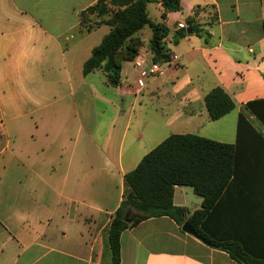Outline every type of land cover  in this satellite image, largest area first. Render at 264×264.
Here are the masks:
<instances>
[{"label": "crops", "instance_id": "0c3cea01", "mask_svg": "<svg viewBox=\"0 0 264 264\" xmlns=\"http://www.w3.org/2000/svg\"><path fill=\"white\" fill-rule=\"evenodd\" d=\"M97 1L0 0V264H110L125 174L174 133L236 145L235 182L206 227L264 261V125L245 109L264 99V0H180L165 14L152 0L161 19L147 4L149 16L167 25L165 45L179 58L143 88L133 59L115 87L100 72L84 75L111 28L97 45L69 47L73 33L105 25L82 31L80 13ZM189 20L200 34L178 27ZM141 31L139 53L152 59V33L145 47ZM217 86L235 107L212 120L205 96ZM242 111L262 137L238 135ZM202 202L175 186L186 221ZM182 226L164 215L124 230L120 264H239Z\"/></svg>", "mask_w": 264, "mask_h": 264}, {"label": "trees", "instance_id": "16d2710c", "mask_svg": "<svg viewBox=\"0 0 264 264\" xmlns=\"http://www.w3.org/2000/svg\"><path fill=\"white\" fill-rule=\"evenodd\" d=\"M152 0H98L80 13V25L89 32L100 25L111 30L101 43L95 46L83 66L84 75L100 72L107 83L118 86L121 82L122 63L134 59L142 45L138 36L145 26L152 29L150 49L153 61H166L170 57L164 39L170 30L163 22L153 21L147 4ZM164 14L178 11L180 0H162ZM95 14L94 23L90 15ZM188 30L200 34L201 30L192 20ZM182 37L184 32H180ZM210 119L217 120L235 107L232 97L220 86L205 96ZM245 109L264 125V99L248 102ZM244 132L258 136L260 131L242 111L238 120V135ZM237 149L235 144L219 142L196 134L174 133L149 151L137 167L125 174L124 198L112 217L108 228L110 264H120V238L122 232L141 221L170 216L181 226L186 221V208L174 204L176 185H188L203 198L202 208L195 210L187 221L199 237L213 247L226 250L239 264H264L238 242L215 238L206 227V219L215 205L229 192L236 178Z\"/></svg>", "mask_w": 264, "mask_h": 264}, {"label": "built area", "instance_id": "2783aa9c", "mask_svg": "<svg viewBox=\"0 0 264 264\" xmlns=\"http://www.w3.org/2000/svg\"><path fill=\"white\" fill-rule=\"evenodd\" d=\"M178 27L186 29L189 27L187 23L179 22ZM179 58L176 53H170V57L166 61H153L147 58L145 54L138 53L133 59L134 68L137 72V85L143 88L147 85L148 80H154L165 74L169 68Z\"/></svg>", "mask_w": 264, "mask_h": 264}, {"label": "rangeland", "instance_id": "374dc122", "mask_svg": "<svg viewBox=\"0 0 264 264\" xmlns=\"http://www.w3.org/2000/svg\"><path fill=\"white\" fill-rule=\"evenodd\" d=\"M161 8H159L157 6V2L156 1H152V2H149L148 3V10L150 12V15L151 17L155 20V19H161V16H160V10ZM90 18L92 19V21L94 22L93 24L92 23H89L91 25H94L95 24V21H97V16H95V14L93 15H90ZM110 26L108 25H103L101 28L95 30L92 32L91 35H88L86 37V35L84 34H81L79 31L73 33L75 38L70 41L71 44H69V47L74 44L75 42H79L80 40H82V38H85L83 39V43H89V45H97L98 43H100L102 37L110 30ZM83 31V30H82ZM142 33V37L144 39V45L145 47L148 46V43H149V40H150V37H151V33H152V29L149 25L145 26L143 28V30L141 31ZM85 46V45H83ZM147 52V51H145ZM69 55L71 56V53H69ZM165 140V139H164Z\"/></svg>", "mask_w": 264, "mask_h": 264}, {"label": "water", "instance_id": "95a60500", "mask_svg": "<svg viewBox=\"0 0 264 264\" xmlns=\"http://www.w3.org/2000/svg\"><path fill=\"white\" fill-rule=\"evenodd\" d=\"M188 32H192L191 30H188ZM182 229L188 233H191L193 235H196L199 237L198 233L196 232V230L193 228V226L191 225V223L189 221H185L183 226H182Z\"/></svg>", "mask_w": 264, "mask_h": 264}]
</instances>
